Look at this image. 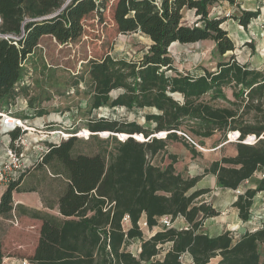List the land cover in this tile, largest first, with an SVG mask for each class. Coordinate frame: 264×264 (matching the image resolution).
<instances>
[{"label": "trees", "instance_id": "obj_1", "mask_svg": "<svg viewBox=\"0 0 264 264\" xmlns=\"http://www.w3.org/2000/svg\"><path fill=\"white\" fill-rule=\"evenodd\" d=\"M218 1L114 0L112 14L119 32H141L151 43L139 59L110 53L90 59L76 85L87 76L92 110L110 106L155 108L156 112L145 115L149 126L111 118L90 122L93 135L103 130L114 133L108 139L112 147L94 154L76 153L74 135L60 144L49 143L39 164L54 170L59 166L69 182L59 198L64 218L42 217L40 238L29 257L35 264H181L183 253H189L196 264H208L216 257V264H264V222L236 242L230 231L217 236L200 231L207 218L220 213L210 203L197 202L210 191L196 187L203 175H215L219 187L237 189L257 171L264 174V66L241 63L232 54L219 60L215 70L205 68L195 76L176 66L170 50L175 42L202 40H212L221 56L236 49L222 26L224 19L211 15ZM107 7L108 0H0V110H9L28 91L22 82L24 62L34 54L42 36L61 43L75 40L84 32L86 16L97 13L102 18ZM189 10L196 16L193 24L185 21ZM258 13L243 10L238 19L246 27ZM115 89L120 92L113 97ZM227 89L232 90L233 99ZM230 130L231 136L239 132L235 155L212 161L200 175L184 176L176 170L179 157L168 151L170 140L181 141L193 154L198 153L195 144L179 132L207 138L220 131L226 140ZM161 131L159 136L167 132L166 137L152 135ZM10 135L13 144L22 135L21 129ZM249 135L256 140L244 142ZM143 137L147 139L141 141ZM160 153L167 154L168 164L153 162ZM19 184L13 181L7 186L0 214L13 210V191ZM260 191H264V176L233 203L244 221L249 220ZM126 216L130 226L125 225ZM162 216H170L172 222L184 217L189 226H165L145 239L140 221L145 218L152 230ZM135 239L142 241L138 255L126 249L127 242ZM3 258L0 241V263Z\"/></svg>", "mask_w": 264, "mask_h": 264}, {"label": "rangeland", "instance_id": "obj_2", "mask_svg": "<svg viewBox=\"0 0 264 264\" xmlns=\"http://www.w3.org/2000/svg\"><path fill=\"white\" fill-rule=\"evenodd\" d=\"M113 2L114 0H108V7L102 18L97 13L86 16L84 19V32L75 40L61 43L52 36H42L34 54L24 62L26 75L22 82L28 85V91L20 94L6 112H9L12 117L26 121V125L30 127L26 132H21L26 144L32 143V151L24 150L27 154L26 158L32 164L23 170H17L14 175L15 181H20L24 175L27 176L23 185L25 188L40 186L39 178L42 173L40 171L34 173L39 169V162H41L40 160L36 161L39 154V151H36L37 146L32 149L36 143L38 145L43 143V146H48L49 143L60 144L74 135L77 136L76 153L94 154L112 147V143L108 139L114 133L103 130L96 132L97 135H93L94 132L88 127V124L93 120L111 118L127 122L137 121L145 126L150 125L145 115L156 112L155 108L129 110L125 107L103 106L97 110H92L88 103L87 76L84 74L85 80L81 79L76 85V81L83 76L90 59L101 58L107 53L115 57L139 59L151 43L150 38L141 32H119L112 14ZM243 10L259 11L257 17L252 18L246 27L238 19ZM211 15L224 19L222 26L229 31V35L235 41L236 49L221 56L212 40L187 44L176 42L170 50L176 66L182 72H190L197 76L203 74L205 68L215 70L219 60L228 59L232 54L241 63H247L250 66L264 62V4L260 0H236L234 4L220 0L212 8ZM195 20L194 11L189 10L185 13L187 23L193 24ZM12 37L17 38L18 36L12 35ZM119 92L120 90L115 89L111 92V95L116 97ZM226 92L228 97L233 99L232 90L227 89ZM216 103L225 104L223 101H217ZM0 117V144L6 147V144H9L10 141V135L1 131L2 116L0 115ZM105 131L109 133L104 134ZM231 132L233 131L227 132L226 140H224L223 133L220 131L207 138L190 134L195 140L194 144L198 150V153L195 154L183 142L170 140L168 151L177 154L179 157L175 164L176 170L184 176L200 175L204 173L205 168L212 161L220 159L222 156L235 155L237 141H235V136H231ZM160 133L162 131L152 135L161 137L159 136ZM179 133L182 134V132ZM116 134L119 138L120 133ZM145 139L147 138L143 137L140 140ZM188 141L191 142L189 139ZM22 148L24 149V145L18 149ZM153 162L164 166L170 162V159L167 154L163 157V154L160 153L154 158ZM50 170H52V167ZM262 176L264 174L262 170H259L253 177L245 180L239 188L231 189L219 187L215 175L211 173L203 175L196 187H207L210 188V191L200 196L197 202L210 203L220 213L217 216L208 218L200 230L217 233L229 228L233 232H238L237 228H250L263 222V194L256 198L251 216L247 221H241L237 216V208L233 205L235 198L247 188L256 187ZM57 185L54 182L43 184L45 193H47L50 200L54 199L55 201ZM38 190L40 191L39 188ZM15 215L18 216V219L14 217ZM15 215L10 213L13 230L11 237L5 238L3 241L5 253L8 249H14V251L21 249L26 242L30 246L37 236L35 224L30 225L22 221L17 211H15ZM144 221L143 218L141 226L145 235L149 236L153 232L152 230L157 228L150 230L148 226L143 224ZM182 221L183 218L178 219L175 225L181 226ZM125 225H128L127 221H125ZM159 227H165L161 219ZM25 232H30L32 237L24 239ZM139 245V240L135 239L127 242L126 249L137 252ZM164 248L167 249L168 245H165ZM165 252L166 250H163L158 257H163Z\"/></svg>", "mask_w": 264, "mask_h": 264}, {"label": "crops", "instance_id": "obj_3", "mask_svg": "<svg viewBox=\"0 0 264 264\" xmlns=\"http://www.w3.org/2000/svg\"><path fill=\"white\" fill-rule=\"evenodd\" d=\"M260 1H261V3L264 4V0H260ZM170 49H171V47H170ZM263 66H264V62L260 63L259 65H253L252 67L260 68ZM10 138H11V135H10ZM3 140H4V138H3ZM35 153H37V152H35ZM37 157H38V155H37ZM50 169H51V167H49L47 165H40L39 169L34 171V173H36L37 171H40L42 173V175L39 178V184H40L39 187L33 186L29 189L25 188L23 185H24V182H25L27 176L24 175L23 178L20 180V184L18 185L17 189H15L13 191V201H14L13 210L11 212H9L8 214H0V241L2 243V246H3V241L5 240V238L11 237L12 230H13V227L11 225L12 219L10 218V213H13L15 215V211H17L19 213L22 221H24L25 223H29L30 225L35 224V226L37 227V236H36V239L33 242V244H31L29 246L28 243L26 242L25 246L22 247L21 249L17 250V251H14V249H8L6 253L4 252L3 260L4 259L9 260L13 264H18L20 259L29 258V257H31V255H33V253L36 249V246L38 244L39 238H40L41 227L43 224V218H42L43 215H48V216H52V217H56V218H64V215L61 214V212L59 210V198L64 193V190H65L66 186L68 185L69 180L67 179L66 175L62 172L61 169L60 170H58V169L54 170L53 168H52V170H50ZM43 172L45 173L44 175H43ZM45 182H54V183L58 184L57 185L58 189H56V191H55V201H54V199L50 200L47 196V193H45L46 192L45 187L43 186V184ZM241 184H240V186H241ZM7 186L8 185H4V184L0 183V197L2 196L4 191L6 190ZM38 188L40 189V191L38 190ZM261 194L264 195V191H260L256 194L255 201H256V198L258 196H260ZM237 197L235 198L234 202L237 200ZM237 211H238L237 216L241 219V221H244L239 216V209L238 208H237ZM37 215L39 217H37ZM14 217L18 219L17 215H15ZM180 218H183L184 222L182 221L181 226H176L175 222ZM206 220L204 221V224H205ZM127 222H128L127 226H130L129 220ZM263 222H261L260 224L254 226V227H250V228L249 227L248 228H244V227L237 228L238 232H233L232 230H229V228L218 231L217 233H209L208 231H204V230L203 231L200 230V231L207 233L210 236H217V235H220L224 232L230 231L231 235H233V237H234V241L236 242L240 239V237L246 231L256 230L257 228L262 226ZM172 226L181 229L183 227L189 226V224L184 217H178L173 221ZM154 228H157V229L152 230L153 232L149 236L145 235V232H144V238L145 239L150 238L158 230L162 229L159 227V225L155 226ZM29 237H32L30 232H25L24 239H28ZM138 240L140 242V245H139V248L137 249V252L132 251L135 255H138L140 253V250H141L142 241L140 239H138ZM3 251H4V246H3ZM262 259H264V256ZM218 260H219L218 257L213 258L211 260V262L208 264H216Z\"/></svg>", "mask_w": 264, "mask_h": 264}, {"label": "built area", "instance_id": "obj_4", "mask_svg": "<svg viewBox=\"0 0 264 264\" xmlns=\"http://www.w3.org/2000/svg\"><path fill=\"white\" fill-rule=\"evenodd\" d=\"M9 114H10L9 112L0 110V115L2 116V119H1L2 120V123H1L2 130L1 131L4 134L10 135L12 131L18 128L20 129L22 128L21 131L23 132H26L27 130L30 129V127L26 125L27 124L26 121H23L21 118L12 117ZM10 123L11 125H9ZM182 134H184L191 142L195 143V141L189 135L183 132ZM166 135H167V132H165L164 136H161V137L164 138L166 137ZM238 137H239V132H238V135L235 136V138L238 139ZM119 139L123 140L125 138H123L119 134ZM255 140H256L255 135H249L244 140V142L250 143V142H254ZM23 145H24V149L23 148L18 149L19 147H22ZM31 145L32 143L26 144L22 135H20L17 139H15L13 144L10 138L9 144H7L6 147H3L0 144V183L4 185H9L11 182L15 181L14 175L17 172V170H23L25 167L30 166L32 164V163H29V159L26 158L27 154L26 152H24V150L32 151ZM35 148L37 152L39 151L36 161H39V160L41 161L43 159L44 154L47 153L50 149L49 145L43 146V143L41 145H38L36 143V145L33 146L32 149H35ZM43 150H44V153H43ZM0 201H1V197H0ZM160 219H161V222L164 224V226L166 227L172 226L173 222L170 216H162ZM128 220L129 218L128 216H126L125 221H128ZM143 224L145 226H148L146 220L143 222ZM140 225H141V221H140ZM180 260H181V264H196L189 253H183L180 256ZM0 264H13V263L9 260L4 259ZM18 264H35V262H33L29 258H22L19 260Z\"/></svg>", "mask_w": 264, "mask_h": 264}, {"label": "water", "instance_id": "obj_5", "mask_svg": "<svg viewBox=\"0 0 264 264\" xmlns=\"http://www.w3.org/2000/svg\"><path fill=\"white\" fill-rule=\"evenodd\" d=\"M53 15V14H52ZM51 16V15H50ZM1 20V19H0ZM0 36H2V34L0 33Z\"/></svg>", "mask_w": 264, "mask_h": 264}]
</instances>
